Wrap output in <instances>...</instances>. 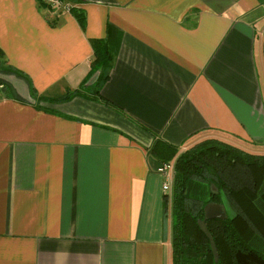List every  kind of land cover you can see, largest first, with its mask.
<instances>
[{"label": "crops", "instance_id": "0c3cea01", "mask_svg": "<svg viewBox=\"0 0 264 264\" xmlns=\"http://www.w3.org/2000/svg\"><path fill=\"white\" fill-rule=\"evenodd\" d=\"M0 0V49L39 95L0 96V264H171L156 140L264 152V0ZM21 88H25L20 83ZM52 110V111H50Z\"/></svg>", "mask_w": 264, "mask_h": 264}, {"label": "trees", "instance_id": "16d2710c", "mask_svg": "<svg viewBox=\"0 0 264 264\" xmlns=\"http://www.w3.org/2000/svg\"><path fill=\"white\" fill-rule=\"evenodd\" d=\"M70 12L84 28L83 11L72 7ZM90 43L94 58L89 74L101 72L90 93L101 98L99 89L108 77L114 50L104 39ZM3 56L0 49V91L6 98L48 111L42 103L64 102L89 89L83 85L56 98L39 95L27 75L7 64ZM149 153L161 163L173 160L172 188L163 194L164 212L171 217V264H264V152L206 137L183 151L156 140ZM210 201L222 203L227 216L204 219L203 208ZM198 219H204L215 252Z\"/></svg>", "mask_w": 264, "mask_h": 264}, {"label": "water", "instance_id": "95a60500", "mask_svg": "<svg viewBox=\"0 0 264 264\" xmlns=\"http://www.w3.org/2000/svg\"><path fill=\"white\" fill-rule=\"evenodd\" d=\"M204 213V219L206 218H212V217H219V218H225L227 216V212L225 209V206L220 202L210 201L205 204L203 208ZM204 219H198L199 225L201 229L205 232V234L208 236L211 246L215 252V244L213 242V238L211 237L208 228L206 226V223Z\"/></svg>", "mask_w": 264, "mask_h": 264}, {"label": "built area", "instance_id": "2783aa9c", "mask_svg": "<svg viewBox=\"0 0 264 264\" xmlns=\"http://www.w3.org/2000/svg\"><path fill=\"white\" fill-rule=\"evenodd\" d=\"M51 7L61 8L65 11H70L73 7L71 3L64 1V0H43ZM159 170L163 173L164 179L162 182L163 190L168 189L170 187L171 180L173 178V161L162 162L159 167ZM172 174V175H171Z\"/></svg>", "mask_w": 264, "mask_h": 264}, {"label": "rangeland", "instance_id": "374dc122", "mask_svg": "<svg viewBox=\"0 0 264 264\" xmlns=\"http://www.w3.org/2000/svg\"><path fill=\"white\" fill-rule=\"evenodd\" d=\"M0 77H1V74H0ZM12 80L15 81L14 78H12ZM20 83H22V82L16 80L14 84H17L18 86H22V85H20ZM93 89H94V86H93V87H90L87 91L90 92V91H92ZM2 95H3V94H2L1 91H0V96H2ZM171 161H173V160H171ZM162 174H163V173H162ZM171 175H172V174H171ZM163 179H164V175H163ZM162 182H163V181H162ZM169 184H170V187H169L168 189H165V191L170 193L171 188H172V180H171V183H169ZM162 189H163V188H162ZM168 213H169V212H168ZM169 216H170V213H169Z\"/></svg>", "mask_w": 264, "mask_h": 264}]
</instances>
